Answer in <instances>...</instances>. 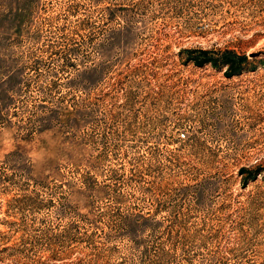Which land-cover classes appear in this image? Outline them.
<instances>
[{
	"label": "rangeland",
	"instance_id": "1",
	"mask_svg": "<svg viewBox=\"0 0 264 264\" xmlns=\"http://www.w3.org/2000/svg\"><path fill=\"white\" fill-rule=\"evenodd\" d=\"M0 264H264V0H0Z\"/></svg>",
	"mask_w": 264,
	"mask_h": 264
},
{
	"label": "trees",
	"instance_id": "2",
	"mask_svg": "<svg viewBox=\"0 0 264 264\" xmlns=\"http://www.w3.org/2000/svg\"><path fill=\"white\" fill-rule=\"evenodd\" d=\"M231 55V54H229ZM227 57V56H226ZM200 58V59H198ZM198 58H195L193 60L194 64L197 66V67H203L205 65H208V64H211L213 65L214 67H219L218 66V63H216V61H214L213 59L209 58L207 56V53L206 52H200L199 53V57ZM246 56H244L243 58L242 57H236L235 55H233L232 57H229V58H226L225 60H223V66L227 67V69L229 70V77L231 76H234L236 73H238L239 71H242L243 70V63L246 62ZM92 70H87L85 71L86 75H90L89 73L91 72ZM87 82H91V78H89V80H87ZM85 117H87V115H85ZM242 171V174L244 172H246V170H241ZM256 176V172H253L251 173V178H255Z\"/></svg>",
	"mask_w": 264,
	"mask_h": 264
}]
</instances>
